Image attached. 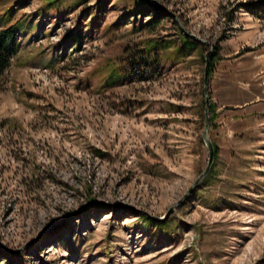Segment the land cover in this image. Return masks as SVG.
Here are the masks:
<instances>
[{
	"label": "rangeland",
	"instance_id": "1",
	"mask_svg": "<svg viewBox=\"0 0 264 264\" xmlns=\"http://www.w3.org/2000/svg\"><path fill=\"white\" fill-rule=\"evenodd\" d=\"M253 3L0 0V264H264Z\"/></svg>",
	"mask_w": 264,
	"mask_h": 264
},
{
	"label": "trees",
	"instance_id": "2",
	"mask_svg": "<svg viewBox=\"0 0 264 264\" xmlns=\"http://www.w3.org/2000/svg\"><path fill=\"white\" fill-rule=\"evenodd\" d=\"M244 7H247L253 14L264 18V3L261 4L253 3L246 5ZM155 10H156L157 18L164 16L165 13L160 8L156 7ZM195 44H196L195 42L192 43L187 41L185 43V46H189L190 48L193 49ZM19 50H20L19 32L17 31L16 27H10L4 30H0V81L4 78L8 70L11 68L15 57L19 54ZM217 55H218L217 52H214V54L212 55L211 67L214 65V60L215 58H217ZM214 109L215 107L213 106L212 111H214ZM211 176L212 175H210L209 177Z\"/></svg>",
	"mask_w": 264,
	"mask_h": 264
},
{
	"label": "water",
	"instance_id": "3",
	"mask_svg": "<svg viewBox=\"0 0 264 264\" xmlns=\"http://www.w3.org/2000/svg\"><path fill=\"white\" fill-rule=\"evenodd\" d=\"M208 57H209V55L207 56V58ZM206 84L208 85V66H207V70H206ZM206 105H207V107H206V128H205V132H204V137L203 138H204L205 144L207 146V149L209 151V163H208V167H207L205 173L200 177V179L197 181V183L195 184V186H193V188L190 190V192H189L188 195H190L194 191V189L197 187V185L208 175V173L210 172V169L212 167V164L214 162V158H215V148H214V144L208 138V130H209L208 109H209V106H210V98L208 96V90L207 89H206ZM188 195H187V197H188ZM157 220H163V219H157Z\"/></svg>",
	"mask_w": 264,
	"mask_h": 264
}]
</instances>
